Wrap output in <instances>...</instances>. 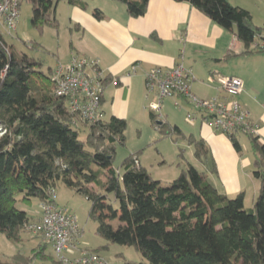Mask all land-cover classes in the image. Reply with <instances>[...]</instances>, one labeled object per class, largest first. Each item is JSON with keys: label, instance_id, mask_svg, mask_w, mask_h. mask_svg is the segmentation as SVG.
I'll return each mask as SVG.
<instances>
[{"label": "trees", "instance_id": "1", "mask_svg": "<svg viewBox=\"0 0 264 264\" xmlns=\"http://www.w3.org/2000/svg\"><path fill=\"white\" fill-rule=\"evenodd\" d=\"M62 1L85 7L80 0H30L33 28L39 33L57 29V5ZM116 1L133 18L143 17L149 6V0ZM174 1L190 4L234 33L244 54L264 52L259 46L264 27L255 26L249 11L228 0ZM51 75L52 69L46 74L42 62L17 53L0 36V122L7 130L0 139V233L20 242L32 218L17 202L55 203L53 192L61 182L91 202L89 216L98 223L97 234L108 243L135 248L144 258L140 264H264V143L259 137L246 135L260 182L250 209L243 193L235 198L219 193L191 164L163 186L140 165L139 152L124 160L121 175L111 166L116 145L125 144L127 121L112 117L90 124L76 119L56 96ZM150 117L158 125L156 115L150 112ZM81 128H88L85 140L80 139ZM158 130L164 137L185 139L198 159L207 155L205 142L178 126L164 122ZM229 139L241 152L236 136ZM109 194L119 210L107 202ZM115 220L116 228L111 223ZM48 247L42 243L29 255L0 257V264H60L47 253ZM92 251L100 253L101 248Z\"/></svg>", "mask_w": 264, "mask_h": 264}, {"label": "crops", "instance_id": "2", "mask_svg": "<svg viewBox=\"0 0 264 264\" xmlns=\"http://www.w3.org/2000/svg\"><path fill=\"white\" fill-rule=\"evenodd\" d=\"M80 1L85 4L84 8L67 2L68 6H65L66 14L71 16L70 33L79 32V41L75 46L71 45L67 62L74 56L89 61L97 60L107 76L121 78L119 86L108 84L104 90L102 104L106 119L117 117L127 121L130 115L148 111L154 96L147 97L145 73L156 67L170 69L183 64L195 76L193 93L203 99L222 94L217 83L209 82L212 76L240 78L243 91L237 100L250 113L251 119L259 123L257 137L264 143V52L244 54V47L234 33L221 28L188 3L149 0L147 13L143 17L133 18L126 6L116 0H103L104 5ZM224 61H230V64L224 67ZM212 63L213 66L210 65ZM134 64L140 65L137 74L132 78H123ZM168 101L175 106L176 100ZM179 108L186 116L188 107L184 101H181ZM165 122L169 123L167 120ZM190 126L192 131L187 133L178 127L185 135L203 140L207 147V155L198 159L194 147L188 143L190 164L196 168L201 165L207 172L203 173L208 181L219 193L229 198L243 193L244 204L248 196L255 202L260 192V182L254 176L250 141L247 149L239 137L243 134H238L236 138L242 151L237 152L229 138L202 122ZM40 205L41 202L30 215L33 222L40 220ZM35 237L41 241L40 236ZM80 240L73 255H79L81 250L96 249ZM48 254L54 256L52 247Z\"/></svg>", "mask_w": 264, "mask_h": 264}, {"label": "built area", "instance_id": "3", "mask_svg": "<svg viewBox=\"0 0 264 264\" xmlns=\"http://www.w3.org/2000/svg\"><path fill=\"white\" fill-rule=\"evenodd\" d=\"M20 17L19 0H0V36L12 37ZM259 46L264 47V43ZM256 47V45H255ZM140 70L139 64L131 66L123 78H132ZM56 96L66 102L67 111L76 119L90 124L105 119L103 93L108 84L119 86L121 78L107 76L97 60L74 56L68 63H58L51 75ZM195 76L183 64L167 69L156 67L145 73L147 97L154 96L149 104L150 112L157 117L158 125L164 123L163 106L167 99H174L175 107L184 101L188 107L186 121L202 122L211 130L227 138L238 134L258 136L260 125L251 119L250 113L237 100L243 91V81L238 77L212 76L210 83H217L222 94L203 99L192 91ZM7 130L0 122V139ZM136 163H138L136 161ZM56 199V192H53ZM40 220L29 222L25 229L40 236L42 243L52 247L60 264H109L99 253L81 250L73 255L83 231L78 217L56 203H41Z\"/></svg>", "mask_w": 264, "mask_h": 264}, {"label": "rangeland", "instance_id": "4", "mask_svg": "<svg viewBox=\"0 0 264 264\" xmlns=\"http://www.w3.org/2000/svg\"><path fill=\"white\" fill-rule=\"evenodd\" d=\"M90 4L104 5L103 0H84ZM232 5L241 7L250 12L253 17V23L257 27H264V0H228ZM57 17L60 20L59 29L45 28L39 33L32 26V4L30 0H24L20 8V17L17 29L12 37H6L8 45L13 46L17 53H25L30 57L43 63V71L49 74L50 69H54L60 62L68 63L71 52V45L78 43V31L70 33L72 28L69 19L70 14L65 9L68 6L65 1L58 3ZM126 8V7H125ZM73 52V50H72ZM230 62V61H229ZM223 62L224 67L230 64ZM213 66V63L210 64ZM170 100V99H168ZM166 100V101H168ZM163 108L164 120L169 121L172 125H178L186 133L192 131V126L186 121L185 112L175 107L172 102H166ZM149 111V110H148ZM145 110L136 116L130 115L127 119V129L125 132L126 141L124 145H116V156L112 164L115 171L122 175V164L125 159L139 152V160L145 166L155 180H159L163 186L173 182L185 169L188 163H191L188 142L176 137H164L158 130L157 123H154L150 117V111ZM157 122H161L157 120ZM88 135V128H81L80 139L85 140ZM242 145L249 149V140L247 136H239ZM181 151H184L181 153ZM165 163V164H164ZM180 165V166H179ZM199 171L207 173L201 165L197 166ZM95 170H97L95 168ZM108 173V171L104 172ZM209 175V174H208ZM55 203L59 207L67 209L78 217L83 235L80 241L87 243L92 248H101L100 255L103 256L109 264H126L133 262L140 264L144 258L135 248L108 243L104 238L97 234L98 223L93 221L89 214L91 202L84 196L65 187L61 182L56 187ZM251 196H248L245 207H253ZM39 199H32L30 202L18 201L16 206L19 210L26 211L29 215L37 210ZM107 202L115 209L119 210V204L113 194L108 195ZM116 228L119 221L111 222ZM24 239V240H23ZM22 241V242H21ZM20 242L8 239L0 233V257L7 259L13 254L22 253L28 255L31 250L41 244L39 238L33 233L25 231ZM108 246V249H103ZM47 253H51V247L47 248ZM34 264H42L36 261ZM47 264H52L48 262Z\"/></svg>", "mask_w": 264, "mask_h": 264}]
</instances>
